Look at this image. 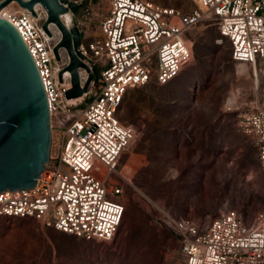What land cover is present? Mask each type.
<instances>
[{"label": "built area", "instance_id": "1", "mask_svg": "<svg viewBox=\"0 0 264 264\" xmlns=\"http://www.w3.org/2000/svg\"><path fill=\"white\" fill-rule=\"evenodd\" d=\"M190 13L151 0H110L101 20V36L79 45L93 79L87 92L68 98L69 61L57 60L60 37L43 24L47 13L34 15L17 1L0 17L11 21L27 44L47 92L52 148L50 161L35 187L0 193V216L32 218L44 226L87 240L110 241L125 213L117 173L122 153L136 137L133 125L118 114L127 92L156 81L167 84L193 58L188 31L207 19L231 42L236 61L258 68L264 63V0H194ZM78 6L82 1L78 2ZM90 4L84 16L90 14ZM102 64L98 77L95 66ZM82 86L90 73L79 68ZM256 138L264 168V103L244 117ZM178 233L187 264H264V207L250 222L224 210L204 230L187 218L167 214Z\"/></svg>", "mask_w": 264, "mask_h": 264}, {"label": "rangeland", "instance_id": "2", "mask_svg": "<svg viewBox=\"0 0 264 264\" xmlns=\"http://www.w3.org/2000/svg\"><path fill=\"white\" fill-rule=\"evenodd\" d=\"M71 1H82L71 10L82 38H99L110 0ZM151 1L183 13L199 7L194 0ZM187 37L193 58L179 75L131 88L119 111L136 137L111 176L123 187L125 204L114 239L87 240L32 218L0 216V264H187L167 214L204 231L226 209L250 222L264 207L259 147L244 125L245 115L264 103V63L257 79L251 63L233 58L213 19ZM101 67L95 66L96 77Z\"/></svg>", "mask_w": 264, "mask_h": 264}, {"label": "water", "instance_id": "3", "mask_svg": "<svg viewBox=\"0 0 264 264\" xmlns=\"http://www.w3.org/2000/svg\"><path fill=\"white\" fill-rule=\"evenodd\" d=\"M38 15V4L45 9L43 24L48 34L56 26L61 36L54 52L62 60L66 50L69 63L65 70L72 76L68 98H77L87 92L93 79L89 64L79 50L82 36L75 26L69 27L62 15L78 6L71 0H0V11L11 2ZM90 73L84 86L79 68ZM52 148L51 117L47 92L38 66L17 27L0 17V193L35 187L38 178L50 161Z\"/></svg>", "mask_w": 264, "mask_h": 264}, {"label": "bare ground", "instance_id": "4", "mask_svg": "<svg viewBox=\"0 0 264 264\" xmlns=\"http://www.w3.org/2000/svg\"><path fill=\"white\" fill-rule=\"evenodd\" d=\"M15 5H16V2L13 1V2H11L6 8H11V7L15 6ZM37 7H38L39 9H42L43 11H45V9H43V8L41 7L40 4H38ZM45 12H46V11H45ZM62 19H63V21H64L69 27H72V26H73L74 15H73V12H72L71 10L68 11L67 13L63 14V15H62ZM51 29H52L54 35H58V34H60V36H61V32H60V30H59V29L57 30V29L54 27V25L51 26ZM257 70L259 71V68H258ZM69 73H70V72H69Z\"/></svg>", "mask_w": 264, "mask_h": 264}]
</instances>
